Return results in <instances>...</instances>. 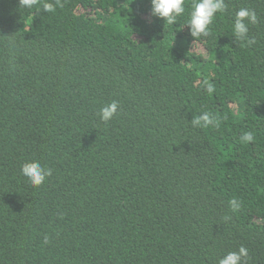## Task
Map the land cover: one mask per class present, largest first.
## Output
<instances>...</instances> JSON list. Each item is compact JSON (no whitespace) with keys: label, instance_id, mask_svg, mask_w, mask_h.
I'll use <instances>...</instances> for the list:
<instances>
[{"label":"trees","instance_id":"trees-1","mask_svg":"<svg viewBox=\"0 0 264 264\" xmlns=\"http://www.w3.org/2000/svg\"><path fill=\"white\" fill-rule=\"evenodd\" d=\"M190 2L168 25L150 0H0V264H217L241 245L264 264V0H225L199 40ZM206 111L219 127H192ZM32 159L53 170L39 187Z\"/></svg>","mask_w":264,"mask_h":264},{"label":"clouds","instance_id":"clouds-1","mask_svg":"<svg viewBox=\"0 0 264 264\" xmlns=\"http://www.w3.org/2000/svg\"><path fill=\"white\" fill-rule=\"evenodd\" d=\"M151 16L157 19H164L168 25H173L178 18L185 14V0H150ZM62 0H18V8L21 11L36 9L37 13H53L57 8H63ZM188 12L184 25L188 26L191 37L199 40L211 35L210 26L213 24L214 17L218 12H224L227 8L225 0H191L187 5ZM258 23L257 14L254 10L247 7H241L235 11L233 19V36L236 41H244L249 46L255 44V37H249V25ZM204 90L208 94L215 91L214 85L207 80L203 82ZM120 104L116 100L105 103L98 111L99 119L108 123L118 113ZM221 118L211 112H203L201 115L191 120L192 127L206 128L209 126L219 127ZM241 139L245 142H253V132L248 131L242 134ZM52 168L42 164L37 159L27 160L22 163L20 173L28 183L33 187H39L45 183L48 177L52 175ZM241 207L236 198L229 201V208L236 212ZM231 217L225 216L227 221ZM44 244L49 243V237L46 235ZM249 256L248 249L241 245L238 250L227 251L217 259V264H247Z\"/></svg>","mask_w":264,"mask_h":264}]
</instances>
